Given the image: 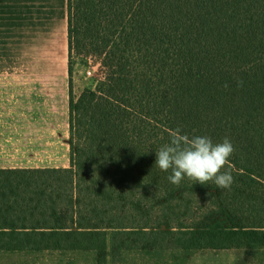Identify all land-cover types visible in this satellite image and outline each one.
Returning a JSON list of instances; mask_svg holds the SVG:
<instances>
[{
    "label": "trees",
    "instance_id": "16d2710c",
    "mask_svg": "<svg viewBox=\"0 0 264 264\" xmlns=\"http://www.w3.org/2000/svg\"><path fill=\"white\" fill-rule=\"evenodd\" d=\"M68 22L71 165L0 169V251H264V0H69ZM75 55L108 70L77 97ZM177 127L230 139V189L155 166Z\"/></svg>",
    "mask_w": 264,
    "mask_h": 264
},
{
    "label": "crops",
    "instance_id": "0c3cea01",
    "mask_svg": "<svg viewBox=\"0 0 264 264\" xmlns=\"http://www.w3.org/2000/svg\"><path fill=\"white\" fill-rule=\"evenodd\" d=\"M68 2L0 0V169L70 166ZM194 264L244 263L206 254Z\"/></svg>",
    "mask_w": 264,
    "mask_h": 264
},
{
    "label": "rangeland",
    "instance_id": "374dc122",
    "mask_svg": "<svg viewBox=\"0 0 264 264\" xmlns=\"http://www.w3.org/2000/svg\"><path fill=\"white\" fill-rule=\"evenodd\" d=\"M69 4V2H68ZM73 91L74 96H79V88L96 89L102 86L108 77V70L103 67L102 60L96 56L74 57ZM34 76H46L45 71H30ZM92 72V75H88ZM17 76V74L15 75ZM58 76V75H57ZM63 76L71 79L68 69ZM83 92V91H82ZM44 159V158H43ZM32 160H35L32 158ZM71 165V150H70ZM70 167V166H69ZM68 167V168H69ZM25 169V168H16ZM45 169V168H26ZM58 169V168H57ZM206 254H226L233 260L244 264H264V251L250 249L213 250L207 249L194 252L192 255L185 253L173 254L171 258L164 256L152 257L146 253L132 254L126 264H194ZM96 251L66 250V251H0V264H98Z\"/></svg>",
    "mask_w": 264,
    "mask_h": 264
},
{
    "label": "clouds",
    "instance_id": "9594fccd",
    "mask_svg": "<svg viewBox=\"0 0 264 264\" xmlns=\"http://www.w3.org/2000/svg\"><path fill=\"white\" fill-rule=\"evenodd\" d=\"M237 87H243V81L238 80ZM234 151L227 137L219 143H213L208 136L189 137L177 127L171 132L170 141L155 152V166L162 172L170 171L167 179L176 186L187 178L201 185L212 182L218 189H230L234 177L229 158Z\"/></svg>",
    "mask_w": 264,
    "mask_h": 264
},
{
    "label": "built area",
    "instance_id": "2783aa9c",
    "mask_svg": "<svg viewBox=\"0 0 264 264\" xmlns=\"http://www.w3.org/2000/svg\"><path fill=\"white\" fill-rule=\"evenodd\" d=\"M88 75H92V72H88Z\"/></svg>",
    "mask_w": 264,
    "mask_h": 264
}]
</instances>
